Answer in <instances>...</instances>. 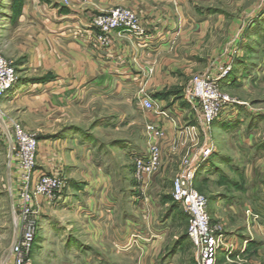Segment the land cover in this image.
I'll list each match as a JSON object with an SVG mask.
<instances>
[{
	"label": "crops",
	"instance_id": "crops-1",
	"mask_svg": "<svg viewBox=\"0 0 264 264\" xmlns=\"http://www.w3.org/2000/svg\"><path fill=\"white\" fill-rule=\"evenodd\" d=\"M4 1L0 0V51L16 61L19 78L13 89L0 99L2 117L25 120L30 112L44 109L45 99L69 107L92 98L97 103H112V117L130 121L129 127L142 128L149 122L160 121L167 139L161 143L162 169L151 179L154 189L160 175L175 162L174 157L195 154L202 131L195 109L186 101L184 91L192 77L204 72L209 63L205 58L209 53H205V45L206 38L213 34L214 24L211 10L201 8L205 0H11L3 6ZM127 6L136 9L147 24L146 44L116 33L115 53L101 59L100 54L81 41V35L75 34L77 28H84L81 30L84 33L93 17L114 7ZM221 21L219 17L215 27ZM256 36L264 41V31L257 32ZM260 54L264 55V51ZM242 68L247 69L245 62ZM142 88L157 103L156 112L141 107L139 90ZM122 104H129L130 110L124 112ZM237 110L236 106L230 109L227 118L216 122L215 126L227 130L241 111L245 123L248 121V132L241 138L240 147L242 143L252 146L255 134L249 127L255 122L249 121L259 117L244 106ZM163 112L168 113L169 118H164ZM187 126L197 128V138L184 132ZM38 140L41 158L47 155L41 168L48 172L53 165L60 164L66 172L69 188L61 203L68 207L73 217L80 216L88 223L96 224L100 231L98 228L95 233L102 240H105V233L117 236L121 226L130 233L124 246L129 247V253H137L139 248L140 255H146L144 264H181L186 248L193 249L188 239L182 240L186 234L180 232L173 237L170 250H165L171 242L173 228L178 227L174 220L182 210L180 207L162 206L152 188L148 192L152 203L138 205L140 195L134 168L129 169V175L128 166L116 171V168H107L98 159L95 162L89 157L92 150L103 153L114 145L130 149L134 145L132 140L117 139L107 145L104 140H95L83 132L57 138L56 142ZM53 144L63 147L64 162L61 156L55 155V148L44 153L47 146ZM132 161L134 163V158ZM116 177L120 181H129L128 194L115 191ZM112 185L115 188L110 192ZM126 196L127 207L120 212ZM228 235L231 242L238 245L233 233ZM118 241V238L113 239L116 248H119Z\"/></svg>",
	"mask_w": 264,
	"mask_h": 264
},
{
	"label": "rangeland",
	"instance_id": "rangeland-1",
	"mask_svg": "<svg viewBox=\"0 0 264 264\" xmlns=\"http://www.w3.org/2000/svg\"><path fill=\"white\" fill-rule=\"evenodd\" d=\"M10 2L11 0H5L3 6ZM204 2L201 8L211 10L214 28L212 36L205 37V53L209 52L205 58L209 59V63L207 69L200 74L229 58L227 61L232 62L230 75L234 77L229 76L231 79L228 78L227 81L230 84L224 82L222 89L237 102L235 104L237 109L240 110L244 106L259 119L256 117L254 121H249L251 124L255 122L249 127L252 134H255L252 146L242 143L240 147L241 138L243 139V135L245 137L248 132L246 125L248 121L246 120L245 123V116L239 110H237L238 115L232 119V123L236 124L234 126L232 124L227 130H221L215 124L209 128L204 126L207 133L201 129V141H198L196 151L208 142L214 149L209 161L198 169L193 187L206 198L208 214L212 221L223 222L227 233H233L238 240L230 260H227L225 255H220L218 264H264V55L260 54L264 51V41L256 36L257 32L264 31V20H262L264 0H205ZM219 17L222 21L215 27V21ZM254 25L256 26L252 28ZM228 51L234 56L228 55ZM0 53L17 69L13 58L7 57L2 51ZM244 62L247 69L242 68ZM45 100L44 109L30 112L25 120L3 116L9 124L12 121L18 122L27 132L42 141L46 139L48 142H56L55 139L71 136L76 132L87 133L95 140L100 138L107 142V145L117 139L132 140L134 145L130 149L114 145L103 153L92 150L89 157L95 162L98 159L99 163L107 168H116V171L128 166L127 174L129 169L131 171L133 168L136 169L132 159L135 156H143L147 149L145 127H129L130 121L113 118L112 103H97L91 98L86 103H73V106L68 107L63 103L52 104L48 99ZM121 109L128 112L130 105L122 104ZM100 122L103 124L98 126ZM55 146H59V150ZM52 148H57L55 155L61 156V161L64 162L63 147L53 144L47 146L46 150L50 149L48 152H52ZM46 150L44 153L47 154ZM186 156L187 154L184 153L179 155L180 158L174 157L175 162L170 163L165 174L160 175L156 189L153 184L149 188V190L153 189L158 203L160 202L162 206L168 204L171 207L181 208L174 202L172 190L177 172ZM12 164L9 147L0 140V264H14L11 248L18 233L14 216L18 193L12 175ZM162 166L163 163L160 170ZM160 170L153 174L152 178ZM62 173L66 177V172ZM117 180L116 177V181L114 180L116 188L112 185L110 192L115 188V191H124L128 194L131 188L129 181ZM40 201L41 213L31 254L32 264H144L146 262V255H140L139 248L137 253L132 251L129 253V247L124 246L128 243L130 233L124 231L120 224L117 236L105 233V240H102V237L95 233L99 228L96 224L88 223L80 216L73 217L63 203L51 205ZM127 201L126 196L120 212L126 209ZM174 222L178 227L173 228L170 234L171 242L166 247V251L172 247L174 236L179 235L180 232L186 235L188 233V216L183 209ZM117 238L119 248L113 245V239ZM137 238L141 241L140 237ZM195 259V250L186 248L181 264H195Z\"/></svg>",
	"mask_w": 264,
	"mask_h": 264
},
{
	"label": "built area",
	"instance_id": "built-area-1",
	"mask_svg": "<svg viewBox=\"0 0 264 264\" xmlns=\"http://www.w3.org/2000/svg\"><path fill=\"white\" fill-rule=\"evenodd\" d=\"M81 30L84 28H77L75 34L81 35V41L100 54L101 59L115 53L116 33L125 34L141 44H146L149 36L147 24L132 7L111 8L106 13L93 17L84 33ZM227 53L234 56L230 51ZM217 65L195 76L185 92L186 101L195 109L199 127L206 133L204 126L209 128L214 123L224 120L229 110L237 104L222 89L223 83L229 80L232 72V62L220 61ZM17 81L15 67L0 53V99L13 89ZM227 83L230 84L229 81ZM139 96L143 110L148 112L158 110L157 103L148 97L143 88L139 90ZM161 115L169 118L168 113L163 112ZM145 131L146 152L143 156L134 157L135 180L140 195L138 205H150L153 201L149 198L148 192L152 175L160 170L163 163L160 145L167 139V132L160 121L149 122L145 126ZM196 131L197 128L194 126H187L184 129V132L192 133L197 138ZM0 140L9 147L13 162L12 175L18 193V201L14 206L18 233L11 254L14 264H32L31 254L41 213L40 200L51 205L63 202L69 188L68 180L63 175L64 167L60 164L53 165L48 172L44 171L41 166L45 156L41 158L38 138L27 132L18 122L12 121L9 124L1 115ZM213 149L208 142L194 155L187 154L177 172L172 190L174 202L180 205L188 216L187 235L195 250L197 264H217L220 255H225V258L230 260L237 247L229 239L223 222L212 221L208 214L206 198L193 187L198 169L209 161ZM53 160L56 162L54 157ZM149 200L151 202H148Z\"/></svg>",
	"mask_w": 264,
	"mask_h": 264
},
{
	"label": "trees",
	"instance_id": "trees-1",
	"mask_svg": "<svg viewBox=\"0 0 264 264\" xmlns=\"http://www.w3.org/2000/svg\"><path fill=\"white\" fill-rule=\"evenodd\" d=\"M232 74V73H231ZM231 77H234V75H230ZM231 77L229 78V79H231ZM215 124V123H214ZM184 239H188V235H186V236H184L183 238H182V240H184ZM35 244V243H34ZM34 247V246H33ZM220 259H218V263L220 262L219 261ZM217 263V264H218Z\"/></svg>",
	"mask_w": 264,
	"mask_h": 264
}]
</instances>
